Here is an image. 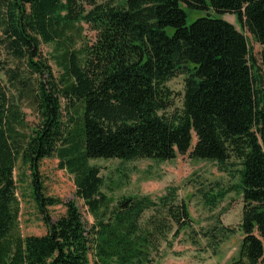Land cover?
<instances>
[{
	"label": "trees",
	"instance_id": "1",
	"mask_svg": "<svg viewBox=\"0 0 264 264\" xmlns=\"http://www.w3.org/2000/svg\"><path fill=\"white\" fill-rule=\"evenodd\" d=\"M188 13L204 15L187 24ZM226 14L261 47L258 61L219 18ZM81 23L94 38L73 49L68 32ZM59 42L56 76L40 45ZM178 76L182 106L166 115L174 103L165 84ZM187 154L236 174L243 237L233 264H262L264 0H0V264H153L161 242L191 227L185 202L168 188L111 208L103 192L111 188L90 161ZM51 158L73 176L90 226L72 201L50 216L62 204L45 194L40 174ZM16 169L44 235L20 234Z\"/></svg>",
	"mask_w": 264,
	"mask_h": 264
},
{
	"label": "rangeland",
	"instance_id": "2",
	"mask_svg": "<svg viewBox=\"0 0 264 264\" xmlns=\"http://www.w3.org/2000/svg\"><path fill=\"white\" fill-rule=\"evenodd\" d=\"M203 15L188 13L187 24ZM219 18L230 23L243 34L253 57L258 61L261 47L247 29L242 27L233 15L226 14ZM68 36L73 40L71 44L73 49H78L84 42L94 38V34L82 23L69 30ZM62 45L61 42L40 45L41 55L48 61L56 76L60 71L54 59L61 51ZM183 81L184 76H178L165 84L172 92L174 103L173 108L168 110L166 115L175 109H181ZM24 112L28 122L35 121L30 110L25 109ZM194 143L193 137L192 147ZM90 165L100 168V177L111 188V190H103L110 200L111 208L123 197L149 196L156 199L168 188L177 189L178 199L183 200L187 206L192 221L191 227L182 231L176 238L169 235L167 242H161L153 264H233L238 259L243 237L239 230L243 202L239 191L232 190L238 183L235 173L220 172L215 163L192 159L189 154L176 156L175 159L167 162L138 160L120 163L113 160H95L90 161ZM22 172L24 171L18 169L14 172L18 200V228L22 236H41L45 234L46 229L32 200L29 180L24 181V177L21 178ZM40 174L44 182L45 194L62 202L61 205L48 209L53 220L62 216L65 213L64 204L72 201L79 209L84 223L87 226L93 223V216L83 202L75 197L73 176L58 167L57 159L44 160L40 166ZM221 192L226 193L224 198H217L212 205L210 199L218 197ZM148 215L146 214L145 217Z\"/></svg>",
	"mask_w": 264,
	"mask_h": 264
}]
</instances>
